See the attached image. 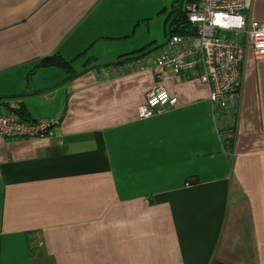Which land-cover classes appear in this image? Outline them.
<instances>
[{
	"label": "crops",
	"instance_id": "0c3cea01",
	"mask_svg": "<svg viewBox=\"0 0 264 264\" xmlns=\"http://www.w3.org/2000/svg\"><path fill=\"white\" fill-rule=\"evenodd\" d=\"M149 5L0 0V113L59 120L0 138V264H264V59L247 49L227 148L210 86L155 64ZM157 82L177 103L140 118Z\"/></svg>",
	"mask_w": 264,
	"mask_h": 264
},
{
	"label": "built area",
	"instance_id": "2783aa9c",
	"mask_svg": "<svg viewBox=\"0 0 264 264\" xmlns=\"http://www.w3.org/2000/svg\"><path fill=\"white\" fill-rule=\"evenodd\" d=\"M253 0H197L184 6L191 26L184 34H171L155 59L159 67L187 79L195 78L210 86L209 100L224 146L236 140L242 65L250 47L256 59H264V21L248 14ZM157 78H161L157 74ZM159 82L139 106L140 118L152 117L176 105ZM58 119L29 122L17 113H0V138H34L52 135Z\"/></svg>",
	"mask_w": 264,
	"mask_h": 264
},
{
	"label": "rangeland",
	"instance_id": "374dc122",
	"mask_svg": "<svg viewBox=\"0 0 264 264\" xmlns=\"http://www.w3.org/2000/svg\"><path fill=\"white\" fill-rule=\"evenodd\" d=\"M150 1H152L156 7L161 6L159 9L160 12L152 15L151 18L146 19V21L142 24L141 32L146 38L149 30L151 35L149 40H155L157 42L156 46L152 45L151 47L156 48L158 45L164 44L169 39V26L175 16L173 10L174 7L178 5L177 3H179V0H144L145 11H143V14H150ZM158 52L159 49L151 50L147 53V55L154 57L158 54Z\"/></svg>",
	"mask_w": 264,
	"mask_h": 264
},
{
	"label": "trees",
	"instance_id": "16d2710c",
	"mask_svg": "<svg viewBox=\"0 0 264 264\" xmlns=\"http://www.w3.org/2000/svg\"><path fill=\"white\" fill-rule=\"evenodd\" d=\"M195 1H197V0H185L184 5H186L187 3L195 2ZM180 2H181V0H179V3H177V4L179 5ZM178 5H176L174 7V10H173L174 14H176L178 12V7H179ZM169 27H170V29H169L170 35L171 34H184V33L189 32L191 29V26L185 17L184 11L181 12L180 14H178L174 20L172 19V23L170 24ZM146 49H147V47H144V48H141L140 50L135 51V52H139V51L142 52V51H145ZM137 57L138 56H136V58ZM127 60H130V59L127 57L126 59L121 60V62H124ZM38 65H55V66L59 67L62 70H65L66 72H68L70 74L75 73V70L73 69L71 61L67 60L66 58H64L60 54H53V55H49L45 58H42ZM0 98H3V97H0ZM11 110L12 111H10V112L17 113L22 119H27L29 112H28V110L24 104L21 103V104L17 105L16 107H13Z\"/></svg>",
	"mask_w": 264,
	"mask_h": 264
},
{
	"label": "water",
	"instance_id": "95a60500",
	"mask_svg": "<svg viewBox=\"0 0 264 264\" xmlns=\"http://www.w3.org/2000/svg\"><path fill=\"white\" fill-rule=\"evenodd\" d=\"M184 1H185V0H181V2H180V4H179V7H178V12L175 14L173 20L177 17V15L179 14V12H181V11L183 10V4H184ZM169 29H170V27H169ZM166 42H167V41H166ZM166 42H165V44H166Z\"/></svg>",
	"mask_w": 264,
	"mask_h": 264
},
{
	"label": "flooded vegetation",
	"instance_id": "af4514ba",
	"mask_svg": "<svg viewBox=\"0 0 264 264\" xmlns=\"http://www.w3.org/2000/svg\"><path fill=\"white\" fill-rule=\"evenodd\" d=\"M184 6H185V5L183 4V10H184ZM183 10H182L181 12H183ZM181 12H180V13H181ZM180 13H179V14H180Z\"/></svg>",
	"mask_w": 264,
	"mask_h": 264
}]
</instances>
